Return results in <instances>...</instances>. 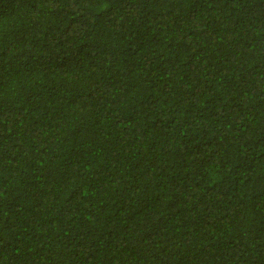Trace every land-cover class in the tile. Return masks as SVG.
Returning <instances> with one entry per match:
<instances>
[{"label": "trees", "instance_id": "16d2710c", "mask_svg": "<svg viewBox=\"0 0 264 264\" xmlns=\"http://www.w3.org/2000/svg\"><path fill=\"white\" fill-rule=\"evenodd\" d=\"M0 264H264V0H0Z\"/></svg>", "mask_w": 264, "mask_h": 264}]
</instances>
